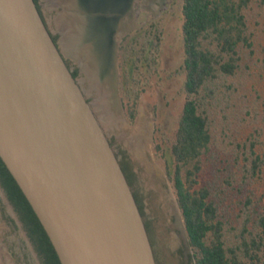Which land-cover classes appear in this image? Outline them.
Segmentation results:
<instances>
[{"label": "water", "instance_id": "95a60500", "mask_svg": "<svg viewBox=\"0 0 264 264\" xmlns=\"http://www.w3.org/2000/svg\"><path fill=\"white\" fill-rule=\"evenodd\" d=\"M113 1H101L99 21L65 50L98 89L107 77L116 107L118 47L132 9L126 0L112 10ZM52 34L34 0H0V158L60 264H156L119 159ZM88 48L101 54L98 76L85 66ZM174 218L186 256L181 213Z\"/></svg>", "mask_w": 264, "mask_h": 264}, {"label": "trees", "instance_id": "16d2710c", "mask_svg": "<svg viewBox=\"0 0 264 264\" xmlns=\"http://www.w3.org/2000/svg\"><path fill=\"white\" fill-rule=\"evenodd\" d=\"M34 1L41 13L38 0ZM252 1L181 0L184 101L172 133L161 136L156 148L164 157L194 264H264V203L251 187L264 170V151L257 138L261 128L239 138L246 118L241 113L228 114L238 105L234 78L242 67L247 68L244 58L253 55L248 15ZM52 38L56 41L55 35ZM161 41L162 29L155 20L120 40L119 91L129 124L135 120L144 82L157 70ZM71 72L78 75L76 68ZM119 162L132 188L135 175L130 161L123 155ZM0 185L40 263L60 264L39 219L1 158ZM133 195L142 214L137 193Z\"/></svg>", "mask_w": 264, "mask_h": 264}, {"label": "rangeland", "instance_id": "374dc122", "mask_svg": "<svg viewBox=\"0 0 264 264\" xmlns=\"http://www.w3.org/2000/svg\"><path fill=\"white\" fill-rule=\"evenodd\" d=\"M40 1L49 29L58 36L55 17L61 7L47 6L45 0ZM95 1H102L103 4L105 2ZM120 1L114 0L111 3L112 10L117 7L114 4H119ZM148 2L131 0L132 23L127 31L155 20L162 29V41L157 70L146 81L144 79L145 85L138 97L136 117L132 124L127 122L122 106L118 60V103L115 107L117 119L109 121L100 106L102 102L99 89L92 85L85 70L79 67L73 57L66 52L64 55L69 65L78 69L76 78L79 85L92 104L116 155H124L134 168V189L141 204L143 220L148 227L156 264H194L190 257L191 252H187L186 256L184 253L185 247L174 218V211L180 213V210L165 172L162 151L156 148L161 136L172 133L184 101L181 0H164L163 6H159L156 1L157 5L144 7ZM248 15L253 32V55L244 58L247 68L242 67L234 78L238 85L234 99L238 105H234L228 114L241 113L246 118L240 127L239 138L253 128H261V134L257 138L262 142L259 147L264 151V0H253ZM121 33L115 32V40ZM65 37L70 39L66 35ZM247 109L249 113H246ZM251 187L256 198L264 203V170L254 178ZM10 214V207L0 196V264H39L20 224L9 221Z\"/></svg>", "mask_w": 264, "mask_h": 264}, {"label": "flooded vegetation", "instance_id": "af4514ba", "mask_svg": "<svg viewBox=\"0 0 264 264\" xmlns=\"http://www.w3.org/2000/svg\"><path fill=\"white\" fill-rule=\"evenodd\" d=\"M125 1L126 0H121L119 2V6L117 5V9H121L124 5H125ZM149 1L148 4H144V7H148V6H153V5H157V2L158 1V4L159 6H163V2L164 0H147ZM38 4L40 6V9H41V13H42V16H43V19L45 20V17L43 15V12H42V3L40 0H38ZM117 3H115L114 5L116 6ZM66 5L67 6H70V10L76 15V17L80 20V23L83 25V28H84V31L87 29V25L89 24H92L93 23V18H96L98 21H99V16H98V12L100 13L99 10L101 9H104V6L102 3L100 2H97L95 0H65V3H63V5L61 6V11L65 10L66 8ZM99 8V10H98ZM121 11V10H120ZM60 12V11H59ZM95 20V21H97ZM46 22V20H45ZM140 27V26H139ZM137 27V28H139ZM86 33V32H85ZM54 35V34H53ZM86 35V34H85ZM59 36H56V41L58 42L59 41ZM59 48H60V45H59ZM71 70H73L74 68L72 66H70ZM77 69V68H76ZM78 70V69H77ZM118 159H120L121 157L118 156ZM130 161V160H129ZM130 167H131V170L134 172V168L130 162ZM134 175H135V172H134ZM132 191L133 192H136L135 189H134V184H133V187H132ZM0 196L6 201V203L8 204V206L10 207V210H11V214H10V218H9V221L10 222H13L15 224H20L21 228L24 230L25 232V235L26 237L28 238L29 242L31 243L27 233H26V230L24 229V226H23V223L21 222V220L19 219V216L18 214L15 212L14 210V207L13 205L11 204V202L9 201L7 195H6V192L5 190L3 189V187L0 185ZM138 196V195H137ZM145 223V222H144ZM149 237H150V234H149ZM151 239V238H150ZM151 241V240H150ZM32 245V243H31ZM32 248L34 250V252L36 253L37 255V252L35 251L33 245H32ZM37 258H38V255H37ZM38 261H39V258H38ZM39 264L40 261H39Z\"/></svg>", "mask_w": 264, "mask_h": 264}, {"label": "crops", "instance_id": "0c3cea01", "mask_svg": "<svg viewBox=\"0 0 264 264\" xmlns=\"http://www.w3.org/2000/svg\"><path fill=\"white\" fill-rule=\"evenodd\" d=\"M65 0H45V5L47 6H62ZM55 21L59 32V42L62 52H66L65 49L71 51L70 48L73 44L81 42L82 37H85V31L80 20L72 11H68L66 8L63 11L57 13ZM95 21V20H94ZM93 21V23H94ZM47 24V22H46ZM48 26V25H47ZM52 32V31H51ZM65 35L70 39H67ZM74 49V47H73ZM69 54L68 52H66ZM65 54V53H64ZM70 55V54H69ZM71 56V55H70ZM73 57V56H71ZM74 58V57H73ZM91 70V69H90ZM103 91H101L102 93Z\"/></svg>", "mask_w": 264, "mask_h": 264}, {"label": "bare ground", "instance_id": "6f19581e", "mask_svg": "<svg viewBox=\"0 0 264 264\" xmlns=\"http://www.w3.org/2000/svg\"><path fill=\"white\" fill-rule=\"evenodd\" d=\"M117 5L119 6L118 3H117ZM94 20H95V18H93V21ZM85 52L87 54V59H86L87 61H85L86 62L85 66L87 68L91 69V72L93 73V75H95V74L97 75L98 72L102 68V65H101L102 61H101V59L98 60V58L101 56V54H99L98 50L91 49V48L86 49ZM92 57H95V59ZM109 75L110 74H108L107 76H109ZM110 90H111V87H110L108 79L106 77L104 79V81L100 82V84H99V92L101 94L100 102H102L100 106H102L104 109L105 118H107V120H109V121H111V120L113 121V120L117 119V116H116L117 112H116L115 104H114L113 97L111 95ZM101 91H103V92L101 93ZM108 107H111V108L109 109ZM106 122L108 123V121H106Z\"/></svg>", "mask_w": 264, "mask_h": 264}]
</instances>
